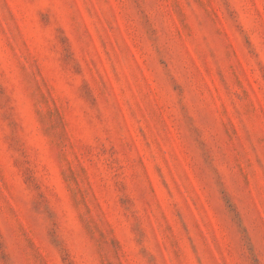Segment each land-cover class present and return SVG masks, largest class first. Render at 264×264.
I'll list each match as a JSON object with an SVG mask.
<instances>
[{"label": "rangeland", "instance_id": "1", "mask_svg": "<svg viewBox=\"0 0 264 264\" xmlns=\"http://www.w3.org/2000/svg\"><path fill=\"white\" fill-rule=\"evenodd\" d=\"M0 264H264V0H0Z\"/></svg>", "mask_w": 264, "mask_h": 264}]
</instances>
